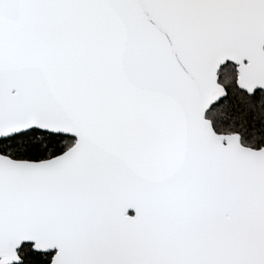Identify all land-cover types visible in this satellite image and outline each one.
<instances>
[{"label": "snow or ice", "instance_id": "obj_1", "mask_svg": "<svg viewBox=\"0 0 264 264\" xmlns=\"http://www.w3.org/2000/svg\"><path fill=\"white\" fill-rule=\"evenodd\" d=\"M0 264H264V0H0Z\"/></svg>", "mask_w": 264, "mask_h": 264}]
</instances>
